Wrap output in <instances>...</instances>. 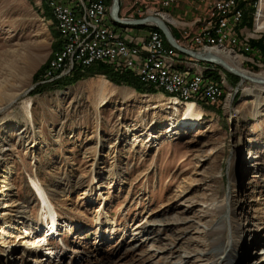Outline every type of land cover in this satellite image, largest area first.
<instances>
[{
  "label": "rangeland",
  "instance_id": "374dc122",
  "mask_svg": "<svg viewBox=\"0 0 264 264\" xmlns=\"http://www.w3.org/2000/svg\"><path fill=\"white\" fill-rule=\"evenodd\" d=\"M132 1L119 0L125 7ZM176 1L165 9L178 10L170 13L174 23H166L189 45L181 34L198 32L214 0ZM239 2L245 14L233 24L234 35L251 52L224 46L250 74L264 73V27L257 28L264 26V0ZM119 16L133 19L120 10ZM216 38L209 45H218ZM61 45L46 0H0V213L8 221L6 227L0 218V239L18 245L23 229L12 220L40 219L32 185L37 178L58 212L59 235L49 242L65 243L62 264H264V85L224 76L219 102L188 99L197 102L203 118L193 128L171 130L179 115L168 98L187 100L158 89L140 92L94 74L37 91L72 75L45 81ZM221 69L214 73L223 74ZM101 77L116 91L100 104ZM223 191L235 219L242 224L249 217L250 228L258 230L246 253L234 249V259L213 263L207 245L212 236L204 233L213 214L205 210ZM18 202L24 213H17ZM146 224L149 229L141 230ZM6 262L0 256V264ZM19 263L34 264L26 257Z\"/></svg>",
  "mask_w": 264,
  "mask_h": 264
},
{
  "label": "bare ground",
  "instance_id": "6f19581e",
  "mask_svg": "<svg viewBox=\"0 0 264 264\" xmlns=\"http://www.w3.org/2000/svg\"><path fill=\"white\" fill-rule=\"evenodd\" d=\"M217 0H214L215 3ZM47 4L51 9V13L54 19V23L56 25V29L62 36V45L55 52L53 57L49 62V67L46 72H50L53 67H62V58L66 54V46H65V30L63 25L61 24L60 18L57 17V7L53 5L50 0H46ZM150 2L151 4L155 5L153 9L146 6V4ZM212 3V4H213ZM145 5L147 8L145 10L138 9V13L147 17V16H155L167 23H174V20L170 13L165 11L166 8L169 6L163 5L160 2H156L155 0H136V5ZM164 9V10H163ZM142 11V12H141ZM235 11H237L236 15H234L233 24H239L242 21L243 10L238 6V3H235ZM110 12L108 6L104 3L103 0H100L98 4V18L101 19V25L107 26L108 20L112 19L111 16L109 17ZM260 18L261 15H257ZM206 18V17H205ZM200 21V19H199ZM113 22V20H112ZM114 23V22H113ZM175 27V26H174ZM263 24L258 25V29L263 28ZM151 28V27H148ZM114 35L117 34L113 29L109 28ZM79 30V23L78 22H71L69 25V32H76ZM202 30L205 34L208 35V38H198L197 39V46L196 43H188V34L183 33V39L189 44L187 45L189 50L196 51L200 53V49L203 53H211L216 56H219L223 60H225L230 66L234 67L239 73L244 76H252L255 78L262 79L264 82V73H259L256 75L250 74L247 70H245L238 59V56L233 54L230 50L226 49L224 46L225 42H228L233 47H237V51H244L249 52L248 50L244 49V45L248 48L249 46L246 43L241 42L239 39L237 41H230L227 39H222L219 37V32L216 31L212 22H202ZM197 33L190 34V36H197ZM216 36L218 38L219 44L218 45H209L212 40V37ZM215 38V37H214ZM146 39H155L156 46L158 49H167L164 45V38L160 31L155 29H149L148 36ZM70 43L71 45H78V38L77 36H70ZM217 43V42H216ZM226 43V44H228ZM191 45V47H190ZM196 46V47H194ZM120 47H129L130 53H137L138 52V45L136 43L129 44L125 38H120ZM236 51V50H235ZM146 61L150 62L152 66H158V68L162 70H169L170 73L173 74H181V75H189L192 77L193 80L197 84H210L212 87L219 90V100L223 94V86L225 83V78L221 72L218 71V74L221 75L218 81L210 80L211 78L206 77L207 71H216L215 64L209 62H202L198 60H191V59H181L179 56L173 53V51H147L146 54ZM182 64L183 70L181 71L176 65ZM63 74H55L52 80L62 76ZM51 81V80H48ZM141 83V82H140ZM96 91L97 95L99 96V103L101 104L106 100L108 96H111L115 93L116 89L113 88L110 82L101 77L96 82ZM142 84V83H141ZM155 85H162V78H155ZM264 85V84H262ZM146 87V86H145ZM148 88V87H147ZM157 89V87H149ZM166 93L168 96H174L179 100H188L194 97L189 95H183L180 92H171ZM260 94V93H258ZM258 96V95H257ZM171 104V108H173L174 113H178L177 120L171 122V130L176 127H185V128H193L204 116V111L196 104L195 100L180 102L177 99L168 98L166 102ZM26 113L28 114L27 107L24 106ZM170 108V107H169ZM177 124L175 125V123ZM4 155L3 147L0 146V156ZM5 156V155H4ZM256 159L257 157H251ZM231 181L234 182L233 177ZM32 185L34 187V193L38 200V206L40 209V219L39 220H31L27 221L24 220L23 217H19L16 220H12V217L9 218V221L12 223H18L20 226L19 234H22L20 238V244L16 245L17 242H11L6 240L0 239V256H6L7 262L5 264H20L21 257L30 258L31 262L34 264H41L43 260L45 262H50L56 264H62L61 261L63 256L67 250V247L63 241H60L59 246L53 247L50 245L49 240L53 237L59 235V223L57 219L58 212L55 208V205L52 201L50 194L46 191L47 189L43 188L41 182L35 178L32 181ZM234 183L233 189L228 190L229 192H234ZM5 190L6 196H10L11 188L7 186V184L2 185ZM228 191H223L219 197L215 200L214 204L210 207L206 208V212L211 215V223L208 226L204 233L206 235H211L212 239L207 244L209 253L211 256L214 257L213 263L226 259H231L233 256V250L236 249L239 253V249H245V253L247 251V246L249 243L255 242V233L252 236V232L258 230V228L251 229V223L249 221V217L244 216L242 224L240 220L238 221L235 219V207L233 206L232 199L229 196ZM5 197V195H4ZM17 201V200H14ZM21 202L16 203V211L17 213H24L21 211L23 207L20 205ZM0 218H2L1 223L5 224L7 227L8 221L3 218V214ZM5 216V215H4ZM16 217V216H14ZM154 224V223H153ZM150 224V225H153ZM241 225V226H240ZM149 225H145L142 227L141 230H148ZM235 235V233H237ZM261 232V231H260ZM146 234V233H145ZM58 238V237H57ZM100 240H98L99 242ZM19 248V249H17ZM45 256V257H44Z\"/></svg>",
  "mask_w": 264,
  "mask_h": 264
},
{
  "label": "built area",
  "instance_id": "2783aa9c",
  "mask_svg": "<svg viewBox=\"0 0 264 264\" xmlns=\"http://www.w3.org/2000/svg\"><path fill=\"white\" fill-rule=\"evenodd\" d=\"M57 7V17L65 30L66 54L62 58V67H53L50 72L44 73L45 81L52 80L55 74H69L75 67L86 68L97 63H110L121 70H131L137 80L146 87H157L162 92H180L189 95L200 102L213 105L219 102V90L210 84H197L189 75L173 74L169 70H162L158 66H152L146 61L147 51H173L181 59H194L185 53L175 49L170 44L167 49H158L155 39H144L138 43V52L130 53L129 47H120V38H129L125 35H114L109 26H102L98 18V4L100 0H50ZM170 8L176 0H155ZM235 3L239 0H217L210 5L206 18L199 21L197 36H190L188 43H196L198 38H208L202 30V22H212L219 37L230 41H237L234 35L233 19ZM128 12L135 13L136 17L145 16L138 13L136 0L130 2ZM130 18L131 17L130 14ZM71 22L79 23V30L69 32ZM175 41L185 49L187 44H181L178 37L172 33ZM70 36H77L78 45H71ZM130 40V39H129ZM132 42V41H131ZM233 49V48H232ZM244 49H251L244 45ZM200 53L203 51L200 49ZM155 78H162V85H155Z\"/></svg>",
  "mask_w": 264,
  "mask_h": 264
},
{
  "label": "water",
  "instance_id": "95a60500",
  "mask_svg": "<svg viewBox=\"0 0 264 264\" xmlns=\"http://www.w3.org/2000/svg\"><path fill=\"white\" fill-rule=\"evenodd\" d=\"M119 10H120V2L119 0H112L111 8H110V16L114 22V24L118 26H126V27H156L158 28L162 34L164 35L166 41L173 46L178 51L187 54L188 56L202 62H209L212 64H215L224 70H226L228 73H231L233 75H236L240 77L241 79L248 81H251L256 84H264L262 79L255 78L252 76H244L241 73H239L234 67L230 66L225 60L220 58L219 56H216L211 53H199L196 51H192L189 49H185L184 47L180 46L176 41L175 38L168 26V24L155 16H147L144 18H133V19H126L121 18L119 16Z\"/></svg>",
  "mask_w": 264,
  "mask_h": 264
},
{
  "label": "trees",
  "instance_id": "16d2710c",
  "mask_svg": "<svg viewBox=\"0 0 264 264\" xmlns=\"http://www.w3.org/2000/svg\"><path fill=\"white\" fill-rule=\"evenodd\" d=\"M103 1L107 5L110 4V0H103ZM253 3L255 4V1ZM244 4H245L244 2L243 3H238V6L243 9ZM244 14H245V12H244ZM244 14H243V16H244ZM249 18H251V17L249 16ZM247 22L251 23L252 21H251V19H249ZM137 28H143V27L141 26V27H137ZM146 28L147 29H151L152 28V29L160 31L156 27H151V28L146 27ZM172 33L175 34V32H172ZM57 36L59 37V35H57ZM163 38H164V45L167 47V45H169V43L166 41L164 35H163ZM216 68H220V67L216 66ZM221 71L223 72V74L225 75L226 78L235 77L233 74L228 73L227 71H225L223 69H221ZM214 72H216V71H207L206 72V77L208 76L207 77L208 79L211 78L210 80L213 79L215 81H218L219 75L214 73ZM39 74H40V70L35 74V77L38 78ZM71 74H72L71 76H68V79L67 78H63V79H60V80H56L55 82L50 83V84H45L44 86H39L38 85L37 86L38 87L37 91H40V89H42L44 87L46 88L48 85L60 84L62 82L71 83V82H73V81H75L77 79H80L82 77L91 76V75H94V74H103L110 81H112L115 84L130 85V86L135 87L140 92H142V91L144 92V90L145 91L154 92V89L146 88L143 84H141L137 80V78L135 77V75L133 74V72L131 70H121V69H118L116 66H114V65H112L110 63H104V62L97 63V64H94L92 66L86 67V68L75 67L72 70ZM187 101H189V100H187Z\"/></svg>",
  "mask_w": 264,
  "mask_h": 264
},
{
  "label": "crops",
  "instance_id": "0c3cea01",
  "mask_svg": "<svg viewBox=\"0 0 264 264\" xmlns=\"http://www.w3.org/2000/svg\"><path fill=\"white\" fill-rule=\"evenodd\" d=\"M120 11H124V12H128V7L124 6V5H120ZM172 11L174 12H178V10H174L171 9L169 10V12L171 13ZM131 14V17H136L135 13H129V15ZM172 14V13H171ZM174 15L179 16L180 14H176L174 13ZM110 17V16H109ZM107 26H109V28L113 29L117 34L119 35H125L128 36L129 38H125L126 41H128V43L130 44H138L141 43L142 40L144 39V37L148 36L149 33V29H147L146 27L143 28H137V27H126V26H118L114 23H112V19L108 20L107 22ZM177 30V29H176ZM175 32V31H174ZM177 33H180L179 31H177ZM182 35V34H181ZM130 39V40H129ZM132 41V42H131ZM178 68L182 71L183 70V65L179 64Z\"/></svg>",
  "mask_w": 264,
  "mask_h": 264
}]
</instances>
